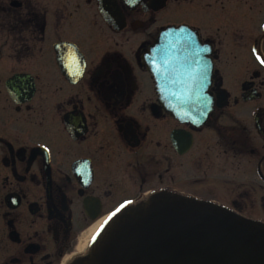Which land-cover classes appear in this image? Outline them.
Segmentation results:
<instances>
[{"label":"flooded vegetation","instance_id":"1","mask_svg":"<svg viewBox=\"0 0 264 264\" xmlns=\"http://www.w3.org/2000/svg\"><path fill=\"white\" fill-rule=\"evenodd\" d=\"M99 8L0 0V264H69L91 227L161 193L264 221L245 212L264 215V0ZM183 26L175 76L203 97L184 119L145 61Z\"/></svg>","mask_w":264,"mask_h":264},{"label":"water","instance_id":"2","mask_svg":"<svg viewBox=\"0 0 264 264\" xmlns=\"http://www.w3.org/2000/svg\"><path fill=\"white\" fill-rule=\"evenodd\" d=\"M105 2L109 5L110 0H103L104 8ZM101 11L110 20L106 8ZM187 32L167 30L147 60L161 86L171 93L176 86L166 78L172 71L170 45ZM165 53L169 65H162ZM177 100L182 106H196L190 98L179 95ZM72 264H264V223L211 203L161 194L121 212L89 253Z\"/></svg>","mask_w":264,"mask_h":264},{"label":"bare ground","instance_id":"3","mask_svg":"<svg viewBox=\"0 0 264 264\" xmlns=\"http://www.w3.org/2000/svg\"><path fill=\"white\" fill-rule=\"evenodd\" d=\"M102 222H99L97 224H95L93 227H91V229L89 230V232L87 233V235L83 238L82 240V244H81V249L82 251L85 250V248L87 247L91 237L95 234V232L98 230V228L100 227Z\"/></svg>","mask_w":264,"mask_h":264},{"label":"snow or ice","instance_id":"4","mask_svg":"<svg viewBox=\"0 0 264 264\" xmlns=\"http://www.w3.org/2000/svg\"><path fill=\"white\" fill-rule=\"evenodd\" d=\"M70 59H71V57H70ZM257 59L260 61L261 64H264V59H261V57L259 55H257ZM169 64H170V61L167 58V53H165L164 58L162 60V65H169Z\"/></svg>","mask_w":264,"mask_h":264},{"label":"rangeland","instance_id":"5","mask_svg":"<svg viewBox=\"0 0 264 264\" xmlns=\"http://www.w3.org/2000/svg\"><path fill=\"white\" fill-rule=\"evenodd\" d=\"M245 212L249 213V212H252L256 217H260V216H264L262 213V211H250V210H246ZM261 220V219H260Z\"/></svg>","mask_w":264,"mask_h":264}]
</instances>
